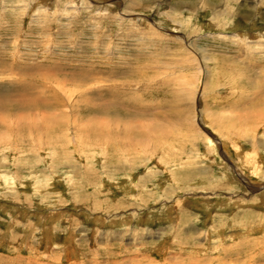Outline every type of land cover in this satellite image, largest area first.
<instances>
[{
  "label": "rangeland",
  "instance_id": "obj_1",
  "mask_svg": "<svg viewBox=\"0 0 264 264\" xmlns=\"http://www.w3.org/2000/svg\"><path fill=\"white\" fill-rule=\"evenodd\" d=\"M0 105V264H264V0H0Z\"/></svg>",
  "mask_w": 264,
  "mask_h": 264
},
{
  "label": "water",
  "instance_id": "obj_2",
  "mask_svg": "<svg viewBox=\"0 0 264 264\" xmlns=\"http://www.w3.org/2000/svg\"><path fill=\"white\" fill-rule=\"evenodd\" d=\"M208 132V131H206ZM209 133V132H208ZM209 135L211 136V138L214 140V142L217 144V149H218V152L219 154H221V156L225 159V160H228L227 159V155L225 152H223V150L221 149V144L219 143V141L217 140V138L215 136H213V134H210Z\"/></svg>",
  "mask_w": 264,
  "mask_h": 264
},
{
  "label": "bare ground",
  "instance_id": "obj_3",
  "mask_svg": "<svg viewBox=\"0 0 264 264\" xmlns=\"http://www.w3.org/2000/svg\"><path fill=\"white\" fill-rule=\"evenodd\" d=\"M1 105H4V104H3V103H1ZM1 105H0V106H1Z\"/></svg>",
  "mask_w": 264,
  "mask_h": 264
}]
</instances>
